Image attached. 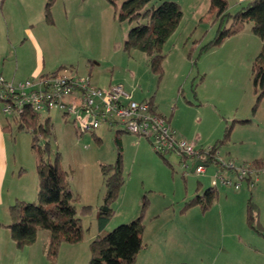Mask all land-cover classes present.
Listing matches in <instances>:
<instances>
[{
    "label": "rangeland",
    "instance_id": "rangeland-1",
    "mask_svg": "<svg viewBox=\"0 0 264 264\" xmlns=\"http://www.w3.org/2000/svg\"><path fill=\"white\" fill-rule=\"evenodd\" d=\"M165 1L177 3L182 17L163 46L160 75L151 71L143 52L124 50L134 23L119 21L115 8L105 0H54L51 23L43 17L46 0H5L0 10V64L9 74L16 72V79L25 78L35 64L43 72L88 77L97 88L120 85L133 100L158 104L171 128L196 150L215 146L221 160L236 167L255 158L264 160V98L253 112L251 82L261 41L246 31L241 36L255 38L253 42L245 38L236 45V38L230 37L201 51L219 29L214 13L207 12L209 1ZM151 4L157 6L158 1ZM46 118L49 134H38L35 145L47 152L50 163L58 159L66 173L83 239L63 244L51 258L48 246L44 254L41 248L42 234L48 232L39 230L32 247L35 257L28 264H89L91 241L136 219L144 202L143 243L148 246L133 264H264V174L258 177V191L257 183L252 188L242 183L235 190L214 182V165L206 166L203 174L191 173L190 167L183 169L177 154H159L145 138L105 128L80 133L70 116L54 109L41 114L38 122ZM0 123L8 127L0 147L5 157L0 156V164L4 161L7 167L0 204L4 226L10 221L12 196L37 203L38 177L32 133L18 129L10 116H0ZM119 154L124 185L111 205V218L100 230L98 210L105 195L100 167L114 164ZM212 185L217 192L214 205L206 210L187 206L193 195ZM249 202L255 211L253 228L247 223ZM3 226L0 238L6 236L14 244Z\"/></svg>",
    "mask_w": 264,
    "mask_h": 264
},
{
    "label": "trees",
    "instance_id": "trees-1",
    "mask_svg": "<svg viewBox=\"0 0 264 264\" xmlns=\"http://www.w3.org/2000/svg\"><path fill=\"white\" fill-rule=\"evenodd\" d=\"M117 12L119 21L133 24L127 32L123 43L125 51L138 50L143 52L149 61L151 71L162 73V62L165 58L162 49L169 37L175 32L182 17L181 7L174 2L157 0H105ZM54 0H46L43 17L51 23V8ZM209 13H214V22L219 29L216 37L201 51L211 46L220 45L223 40L240 31L245 24H251V32L261 41L260 50L251 67V82L255 96V107L264 98V0H252L235 13L228 11L226 0H209ZM232 24L230 29L222 28L223 24ZM234 27V28H233ZM8 81V80H7ZM40 115L25 109L17 118H11L18 129L30 131L33 135L32 149L36 153V173L38 177L37 203L16 200L9 206V224L3 226L9 230L11 240L21 250L32 245L39 230L49 234L47 255L54 258L63 244H77L83 239L80 219L74 207L73 194L70 190L67 175L61 169L58 159L50 163L45 159L47 152L35 145L37 135L49 134V118L42 125L38 122ZM8 127H5L7 130ZM119 143V139L116 138ZM217 148L211 147L210 154ZM264 160L252 162L262 165ZM101 175L105 187L102 206L98 210L100 230L112 216L111 205L118 198L124 185V177L120 154L112 165L101 166ZM217 192L213 187L205 189L200 195L191 198L187 206H200L202 210L209 208L216 200ZM146 203H143L142 212ZM84 211H87L85 208ZM128 224L119 225L110 232L100 233L89 244V264H133L137 254L143 247L142 224L143 213ZM254 210L250 202L247 208V223L252 226ZM253 228V226H252Z\"/></svg>",
    "mask_w": 264,
    "mask_h": 264
},
{
    "label": "built area",
    "instance_id": "built-area-1",
    "mask_svg": "<svg viewBox=\"0 0 264 264\" xmlns=\"http://www.w3.org/2000/svg\"><path fill=\"white\" fill-rule=\"evenodd\" d=\"M25 109L41 115L50 110L70 116L78 132L105 128L147 139L159 154L175 153L181 158L183 169L197 165L195 174H203L205 167L214 165V182L239 190L242 183L252 188L264 174L262 165L253 163L236 167L232 161L221 160L211 148L196 150L180 138L166 118L156 113L149 101H135L120 85L97 88L88 77L63 75L60 72L35 75L21 81H7L0 75V116L17 118ZM192 162L187 164V162ZM213 188L215 187L212 185Z\"/></svg>",
    "mask_w": 264,
    "mask_h": 264
},
{
    "label": "crops",
    "instance_id": "crops-1",
    "mask_svg": "<svg viewBox=\"0 0 264 264\" xmlns=\"http://www.w3.org/2000/svg\"><path fill=\"white\" fill-rule=\"evenodd\" d=\"M5 0H0V10L2 9V4H3V2H4ZM202 2L204 1V0H201ZM206 1V0H205ZM209 1V0H208ZM234 1V4H231L230 3V1L229 0H226V2H227V6H228V11H229V9L230 8H234V7H236L237 5H239V6H241L240 8H242L243 6V4H245V5H247L249 2H251L252 0H233ZM208 4V2L205 4V5H207ZM244 5V6H245ZM208 9H209V6H208ZM208 9H207V12L209 13V11H208ZM238 11V10H237ZM231 14H233V13H231ZM251 24H250V27L249 28H245V25H243V27H242V29L240 30V31H238L236 34H234L233 36H231V37H233V38H236V45H238L241 41H242V39H244L245 40V38H247L248 39V41H252L253 42V40L252 39H255V38H251V37H242L241 35L243 34V33H245L246 31H249V33H252L251 32ZM253 35V34H252ZM252 37H256L255 35H253ZM230 37H228V38H226L225 39V41L227 40L228 41V39H229ZM259 39V38H258ZM224 43H226V42H224ZM2 47V51H4L5 50V47L6 46H1ZM0 52H1V49H0ZM2 54H0V56H1ZM3 61V60H2ZM53 72H58L57 70L56 71H53ZM53 72H43V68L42 67H38V65H32L31 67H29V69L27 70V74H26V77L25 78H23V79H16V78H14V76H16V72H14L13 71V73L12 74H9L8 73V69L4 66V64L3 63H1L0 64V75L1 76H3L6 80H8V81H20V80H24V79H26V78H29V77H31V76H35V75H43V74H50V73H53ZM109 87V86H108ZM133 96V95H132ZM133 98V97H132ZM136 101V100H135ZM143 101H146V100H143ZM149 102L151 103V105H152V107H153V109H154V111L156 112V113H158V114H160V115H164L163 113H162V111L160 110V107H159V105L158 104H156L153 100H149ZM169 120V119H168ZM169 122H170V120H169ZM5 127H7V126H4V125H2L1 123H0V147L2 146V145H4V135H3V133L6 131L5 130ZM0 156L2 157V159L3 158H5L4 157V152H0ZM257 159H259V158H255V159H253L252 161H254V160H257ZM189 162V161H188ZM4 161L2 162V165L0 164V204H2V202H3V197H2V183H3V179H4V177H5V174H6V168H5V166H4ZM192 163V162H191ZM190 163V164H191ZM258 181V180H257ZM258 183H261L260 182V180H259V182ZM258 183L256 184V188L254 189L255 190V192L256 191H258V188H259V185H258ZM208 188H210V187H208ZM197 191H199V189H196V192ZM203 192V191H202ZM201 192V193H202ZM23 193H25V191H23ZM201 193H196L195 195H200ZM195 195H193V196H195ZM19 196V195H18ZM17 195H16V197H14V196H12L11 197V200H13V201H16V200H20V201H27L26 199H25V197L23 198V197H18ZM25 196V195H24ZM193 198V197H192ZM216 202V201H215ZM215 202H213V205L215 204ZM10 206V205H9ZM9 208V207H8ZM7 224H9V222L8 223H4V225L6 226ZM2 228V227H1ZM2 229H6V228H2ZM1 235V234H0ZM3 235V234H2ZM1 235V236H2ZM42 235H44L45 236V238H43V243H42V253L44 252L45 253V250H46V247H47V245H48V240H49V234H45V232L42 234ZM144 231H143V233H142V236H141V239H142V244H143V247H142V249L144 250V249H147V244H144L143 243V238H144ZM38 236H39V231L37 232V237H36V240H35V242L32 244V245H30V246H27V247H25V248H23V249H21V250H19V249H17L16 247H15V244H13V243H11V242H9L8 240H7V237L5 236V237H1L0 238V264H28L30 261H33V257H35L34 256V252H33V246L36 244V242H37V240H38ZM3 243V244H2ZM35 250H36V248H34ZM141 249V250H142ZM142 250V251H143ZM43 253V254H44ZM156 262V261H155ZM157 263V262H156Z\"/></svg>",
    "mask_w": 264,
    "mask_h": 264
},
{
    "label": "water",
    "instance_id": "water-1",
    "mask_svg": "<svg viewBox=\"0 0 264 264\" xmlns=\"http://www.w3.org/2000/svg\"><path fill=\"white\" fill-rule=\"evenodd\" d=\"M201 164H202V163H201L200 161L195 162V163L193 164V166L191 167L190 172L193 173L195 167H196L197 165H201Z\"/></svg>",
    "mask_w": 264,
    "mask_h": 264
}]
</instances>
